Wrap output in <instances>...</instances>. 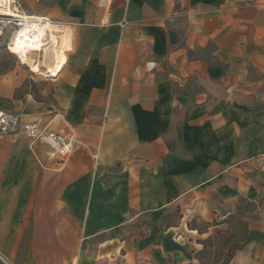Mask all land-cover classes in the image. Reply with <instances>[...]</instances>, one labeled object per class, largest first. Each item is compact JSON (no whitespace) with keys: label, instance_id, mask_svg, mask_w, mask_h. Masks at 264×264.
I'll use <instances>...</instances> for the list:
<instances>
[{"label":"crops","instance_id":"0c3cea01","mask_svg":"<svg viewBox=\"0 0 264 264\" xmlns=\"http://www.w3.org/2000/svg\"><path fill=\"white\" fill-rule=\"evenodd\" d=\"M110 1L10 0L64 62L39 102L0 76V110L80 145L0 138V264H194L231 216L264 264V0Z\"/></svg>","mask_w":264,"mask_h":264},{"label":"rangeland","instance_id":"374dc122","mask_svg":"<svg viewBox=\"0 0 264 264\" xmlns=\"http://www.w3.org/2000/svg\"><path fill=\"white\" fill-rule=\"evenodd\" d=\"M14 28V25L7 26L5 34L0 38V76L12 75L15 77L17 82L16 97L39 102L46 96H50V89L47 85L50 74H34L28 66L21 64L17 57L9 54L7 46L14 35ZM32 57L35 58L36 55H32ZM177 219L179 220V216ZM227 221L229 225L224 232H209L205 240H199L202 249L195 254L197 261L194 264H232L233 255L241 248L245 226L243 218L239 216H231L227 218ZM195 224L191 227L198 226L199 232L207 228V225L197 222ZM132 240H136V238L133 237ZM192 246L193 248L199 247ZM163 261L165 263L162 264L168 263L165 257Z\"/></svg>","mask_w":264,"mask_h":264},{"label":"bare ground","instance_id":"6f19581e","mask_svg":"<svg viewBox=\"0 0 264 264\" xmlns=\"http://www.w3.org/2000/svg\"><path fill=\"white\" fill-rule=\"evenodd\" d=\"M10 0H0V15L25 19L20 30L15 33L8 46L9 54L17 57L19 62L29 67L34 74H52L53 68L64 62L63 52L57 46V40L52 34L54 27L41 18L28 17L20 12H14L10 9ZM22 21V20H21ZM4 22L0 23V36L6 30ZM47 31L50 32L51 46H46L45 37ZM49 35V34H48ZM36 57L33 58L32 55Z\"/></svg>","mask_w":264,"mask_h":264},{"label":"built area","instance_id":"2783aa9c","mask_svg":"<svg viewBox=\"0 0 264 264\" xmlns=\"http://www.w3.org/2000/svg\"><path fill=\"white\" fill-rule=\"evenodd\" d=\"M110 0H103V7H107L105 13L106 22L110 16ZM29 17V16H28ZM22 20V21H21ZM0 15V23L4 22L6 26L14 25L13 34L20 30L25 19ZM127 22L123 20L120 26L123 28ZM19 134L31 141H39L47 146V157L49 159H65L80 145L79 139L74 135H68L62 132H47L43 126L41 118L31 121H23L18 113H10L0 110V138ZM96 160V157H95Z\"/></svg>","mask_w":264,"mask_h":264}]
</instances>
